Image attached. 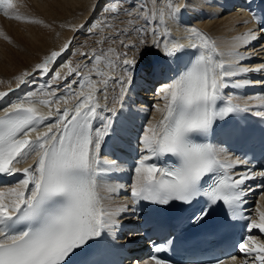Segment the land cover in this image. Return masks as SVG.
I'll list each match as a JSON object with an SVG mask.
<instances>
[{"label": "snow or ice", "instance_id": "1", "mask_svg": "<svg viewBox=\"0 0 264 264\" xmlns=\"http://www.w3.org/2000/svg\"><path fill=\"white\" fill-rule=\"evenodd\" d=\"M189 6L184 0H151L150 5L148 0H140L123 12L117 5L108 11L117 17H133L127 23L132 32L141 34L138 43L127 44L120 39L123 48L139 52L151 34L152 46L162 45L164 54L173 57L185 46L172 36L168 22L179 23L182 9ZM15 7L14 0H0V10L6 16ZM14 18L19 20L21 16ZM253 18L257 19L255 14ZM141 20L142 27L136 28ZM106 27L113 28L111 24ZM185 31L188 46L195 51L186 69L160 89L164 106L156 111L161 118L147 124L138 138L140 154L132 168L128 195L134 202L157 205L181 202L190 206L203 201L191 216L194 224L205 221L215 206L226 209L225 219L247 221L243 225L245 234L236 245L243 254V264H249V259L251 264H264V242L258 240V234H264V211L258 203L253 209L259 222L251 214L244 215L248 211L244 208L248 203L245 197L257 189L264 190V182L245 186L246 182L257 178L264 181V168L234 171L247 161L239 157L233 161L212 143L198 142L212 131L217 119L224 120L229 114L252 111L264 117V97L256 98L260 103L253 111L247 104H234L224 91L230 86L253 83L247 79L233 81L249 72L242 62L251 57L234 47L227 54L230 62L225 61L206 34L195 27ZM122 35H129V31L117 33V37ZM258 38L250 30L237 40L247 44ZM107 41L116 43L111 37H102L98 43L102 46ZM69 47L70 42L36 66L41 76L51 72L53 83H66L57 88L49 83L47 92L41 90L44 99H36L37 93L31 91L0 107L4 113L0 115V176L15 177L5 190H0V264H75L77 257L99 250L118 226L117 211L106 207V198L101 195L104 169L99 166V154L116 116L115 109L107 104L109 82L120 85V94L113 100L122 105L136 58H129L126 51L101 47L98 52L80 53L83 67H72L65 61L54 70L53 63ZM87 60L91 62L85 63ZM60 68L67 69L64 76ZM261 69L264 63L256 70ZM27 82L23 77L19 80L20 84ZM6 95L0 93V99ZM41 107L47 108V113L40 111ZM109 112L111 115H106ZM29 161L34 163L29 165ZM260 199H264V191L257 192V201ZM162 247L157 246L155 251L160 252ZM228 259L235 262L237 257ZM86 264L100 262L91 260ZM148 264L166 262L152 256ZM215 264L225 261L216 260Z\"/></svg>", "mask_w": 264, "mask_h": 264}, {"label": "bare ground", "instance_id": "2", "mask_svg": "<svg viewBox=\"0 0 264 264\" xmlns=\"http://www.w3.org/2000/svg\"><path fill=\"white\" fill-rule=\"evenodd\" d=\"M23 1L24 0H19V4ZM107 1L108 0H27L22 6L24 9V11H22L23 14L18 11V8L13 9L15 12L12 13V16H6L2 13L3 11H0V93H7L3 99H0V102L9 101L13 97L21 96L20 93L23 94L31 91H35L37 93L36 97L39 99H44L45 97L41 93V90L43 89V92H47L49 90L47 88L48 84H43L45 76H41L37 73L36 66L42 63L46 57L50 56L51 52H60L63 45L70 38H72V35L77 27L83 26L84 28H82L81 31L87 32L85 34H89L88 32H90L99 21H97L98 18H96V16H101V14L104 13V9H106V7L109 5H107ZM148 2L150 5L151 0H148ZM174 2L181 3L182 0H174ZM184 2L189 3L190 6L186 10L182 9L179 23H173L171 21L168 22L172 36L174 37V35H177V32L187 33L185 31L186 28L195 27L202 32H208L206 35L211 39L212 42H214L216 51H218L220 54H222V49L224 47L237 41V38L239 37L236 36L237 33L250 28L251 26L250 21L245 14L230 12L231 10L235 9V0H184ZM24 6H27V8ZM17 14L21 16V19L17 20L14 18ZM31 15H33V17ZM27 16L31 18L28 19ZM128 17L127 15H119L118 17L117 15H114L113 19L110 21H114L116 19L118 20L119 18L122 20L120 24L114 23V25H112V29L107 27H105L103 30L99 29V31H101L99 36L93 31L92 33L94 34L89 37L86 36L88 38L82 42V45L79 44L80 46H78L76 49L73 47L75 49L73 50L74 56L70 60L72 67H76L78 65L77 63L79 59L83 60L82 58L84 57L80 56V53L87 52L88 50L89 53H91V50L87 48V46L97 42L100 38H102V36L106 34L105 31L110 33L109 31H113L115 28H120L119 26H121L122 29H127L129 31V35H122L120 37L116 36L115 39L113 38L116 40V43L107 41V45L101 46L104 50H107L108 48L116 49L117 47L115 48L113 45H119L120 38L122 39L123 37H130V35H133L134 32L131 31L132 26L127 23L129 20ZM6 18H10V20H5ZM130 19H133V17ZM85 20L87 21L85 22ZM143 23L144 21L141 20L135 24V27L137 28L138 25L142 27ZM123 26L127 28H124ZM161 38L164 37L161 35ZM139 39L140 36H138L137 39L135 37L133 40L138 43ZM148 40L149 35L147 37V41ZM162 47L163 46L161 45L160 51H162ZM146 48L150 49L151 44L147 42L146 46L140 47L139 52H132L123 47L120 51L117 49L116 50L117 52L126 51L128 52V55L134 53L136 57L139 58L137 67H145L148 64V60L152 58L153 54L157 55V53H154L153 50L151 52V50L149 51ZM144 49H146V52H143V55L141 50ZM162 54H164L163 51ZM245 54L250 57L249 52ZM62 56L63 53L60 57ZM222 58L228 62L230 60L228 55H223ZM68 60L69 59H67V61ZM60 65H63V63L59 62L55 64V67L57 68ZM80 66L83 67V65ZM25 73L28 75L24 76ZM66 73V69L61 70L62 76H64ZM248 75L249 74L242 76L245 78L247 77V80L252 79V77ZM50 76H52V74ZM22 77L28 82L20 84L19 80ZM69 78L70 77H68V79ZM133 79L134 77L131 73V81ZM66 82L67 81H61L59 84H57L50 80L53 88L61 87ZM255 83L257 84V82ZM136 85L137 87H140V83H136ZM257 86H260V84ZM73 87L76 86L73 85ZM126 87H128V85ZM115 91H118L120 94V85L118 83L117 89ZM127 93L128 89L124 95V99L129 100L128 105H126V113L128 115H132V109L142 110V107L132 105V100L129 99L130 97L126 96ZM57 94L63 95V92H58ZM254 96L255 95L251 94V85L249 84L244 85L238 92V98L240 100H248ZM118 104L119 103L114 105L110 104V106L111 108L116 109ZM158 104L159 105L157 108H163V100ZM42 111L47 113L48 109L46 108V111ZM160 118L161 113L156 111V108H154L151 112L149 123H155L156 121L160 120ZM31 164L32 162H29V165ZM102 180V193H105L109 189H117L115 186L117 184L114 182H108L106 179ZM107 199L108 200L105 201L106 206L112 208L113 210H116L118 207L124 205V202L122 201H112L110 196H107ZM263 210L264 207H262V211ZM120 215L121 213L117 211L116 217Z\"/></svg>", "mask_w": 264, "mask_h": 264}, {"label": "rangeland", "instance_id": "3", "mask_svg": "<svg viewBox=\"0 0 264 264\" xmlns=\"http://www.w3.org/2000/svg\"><path fill=\"white\" fill-rule=\"evenodd\" d=\"M26 1H27V0H24L22 3L19 4V0H14V3L16 4V7H15V8H16V9L18 8V11H19L20 13H22V14H23L22 11H24V9H23L22 6L26 3ZM137 1H138V0H133L132 3H135V2H137ZM139 1H140V0H139ZM113 5H117V6H119V7L121 8V12H123V9H128V8H131V6H132V4H131V6H129V4L120 6L118 3H113V4H112V3H111V4L109 3V5L107 6V9H106V10L110 9ZM128 6H129V7H128ZM24 7L27 8V6H24ZM19 9H22V10H19ZM104 11H105V9H104ZM14 12H15V10H11V14L14 13ZM2 13L4 14V12H2ZM2 13H1V14H2ZM28 14H29V13H28ZM104 14H105V16H104V17L102 16V17L100 18V21H101V22L99 21V24L104 25L105 23H107L106 21H108V19H109V20H110V19L112 20V19H113V16L116 15V14H114V13H111L110 11H108V13H104ZM108 14H109V15H108ZM113 14H114V15H113ZM4 15H5V14H4ZM4 15H3V16H4ZM110 15H111V16H110ZM7 16H11V15H7ZM31 16L33 17V15H31ZM107 16H108V17H107ZM109 17H110V18H109ZM127 17H128V16H127ZM27 18L30 19L31 17L27 16ZM105 18H106L107 20H106ZM128 18H129V20H130V18H132V17H128ZM5 20H10V18H6ZM86 21H87V20H85V22H86ZM121 21H122V20H119V19L117 20V19H116V20L111 21V22L108 21V24H111V25H114V23H116V24H117V23L120 24ZM85 22H83V23H85ZM103 23H104V24H103ZM99 24H98V25H99ZM2 26H3V25H2ZM119 27H120V28H115L113 31H112V30L109 31L110 33L107 32V33H108L107 36L104 35V36H102V37H111V38H114V39H115L116 36H117V33L120 32L121 29H122L121 26H119ZM123 27H124V26H123ZM77 28L80 29V27H77ZM77 28L75 29V31H74V33H73V35H72V38H71V40H73L74 43L76 42L74 48H76L77 46H79V44H81L83 41L86 40V38H88V37H86V35H82L81 31L78 33L77 30H79V29H77ZM124 28H127V27H124ZM96 29H99V28H95V30H96ZM119 29H120V30H119ZM98 32H100V31H98ZM112 32H113V33H112ZM114 32H115V33H114ZM75 33H76V34H75ZM111 33H112V34H111ZM78 34H79V35H78ZM109 34H110V35H109ZM138 34H140V33H136V32H134V34H133V35H130V37H129V36H128V37H123L122 39L125 41V43L127 42L128 44L137 43V42L134 41L133 39H134L135 37H136V39H137L138 36H141V34H140V35H138ZM76 35H77V37H78V36H79V37L77 38ZM132 36H133V37H132ZM73 37H75V38H73ZM83 38H84V39H83ZM125 38H126V39H125ZM100 39H101V38H100ZM100 39H99V40H100ZM120 39H121V38H120ZM149 39L152 40V37H151L150 34H149ZM79 40H80V41H79ZM99 40H98V41H99ZM78 41H79V42H78ZM98 41L95 42V43H93V44H91V46H89V47H92V46H93L92 48H97V50H100V49H101V45L98 43ZM80 42H81V43H80ZM96 44H97V45H96ZM103 45H107V42H105ZM113 46H114L115 48L117 47L116 49L119 50V51H120V50L122 49V47H123L121 44H119V45L114 44ZM119 46H120V47H119ZM121 46H122V47H121ZM74 48L72 47L71 49H69V50L66 52V54H67V57H66V58H67V59H69V58L72 56V54H73V52H74V51H73ZM119 48H120V49H119ZM116 49H115V50H116ZM151 49L154 50V49H156V48L151 46ZM117 50H116V51H117ZM68 52H69V53H68ZM71 52H72V53H71ZM143 52H146V49L141 50V53H143ZM70 54H71V55H70ZM157 54H158V53H157ZM69 55H70V56H69ZM68 57H69V58H68ZM102 67H103V66H102ZM50 74H51V73H50ZM50 74H48V75H50ZM94 78H95V77H93V79H94Z\"/></svg>", "mask_w": 264, "mask_h": 264}]
</instances>
